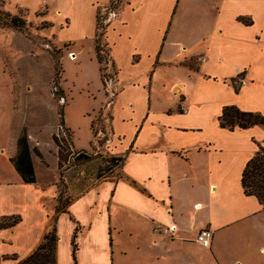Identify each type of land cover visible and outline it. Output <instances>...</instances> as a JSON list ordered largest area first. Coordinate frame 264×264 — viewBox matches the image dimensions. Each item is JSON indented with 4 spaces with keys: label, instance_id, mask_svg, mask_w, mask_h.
<instances>
[{
    "label": "crops",
    "instance_id": "1",
    "mask_svg": "<svg viewBox=\"0 0 264 264\" xmlns=\"http://www.w3.org/2000/svg\"><path fill=\"white\" fill-rule=\"evenodd\" d=\"M109 24L135 62L145 59L147 74L182 65L200 91L184 94L178 81L177 105L146 117L147 136L137 131L130 145L111 120L124 157L120 176L97 178L59 213L51 205L57 174L40 182L31 151L35 182H23L9 160L16 147L0 175V220L18 217L0 227V264H17L53 228L56 264H264V208L241 186L264 128L218 124L228 104L264 114V81L253 75L264 69V0H125ZM241 72L236 92L231 79ZM163 225L175 230L155 231ZM203 227L213 233L208 247L195 240Z\"/></svg>",
    "mask_w": 264,
    "mask_h": 264
},
{
    "label": "rangeland",
    "instance_id": "2",
    "mask_svg": "<svg viewBox=\"0 0 264 264\" xmlns=\"http://www.w3.org/2000/svg\"><path fill=\"white\" fill-rule=\"evenodd\" d=\"M102 1L0 0V18L2 12H10L26 23L19 30L0 21V175L24 129L39 181L53 180L57 174L53 209L59 198L65 208L97 178L120 176L122 161L116 156L122 155V147L112 138L109 116L114 135L130 145L137 131L147 136L146 117L177 105L178 81L185 83L184 94L199 90L196 74L186 79L187 68L182 65L158 67L147 74L152 69L145 59L135 62L125 38L118 40L116 29L107 33L125 0H118L115 7L112 0ZM97 31L101 65L94 44ZM253 75L264 81V69ZM242 84L243 78L237 79L236 85ZM36 146L44 155L36 156ZM80 150L87 155H80ZM45 161L48 165L41 163Z\"/></svg>",
    "mask_w": 264,
    "mask_h": 264
},
{
    "label": "trees",
    "instance_id": "3",
    "mask_svg": "<svg viewBox=\"0 0 264 264\" xmlns=\"http://www.w3.org/2000/svg\"><path fill=\"white\" fill-rule=\"evenodd\" d=\"M111 2H112L111 4H113V6L115 7V4L118 2V0L116 2L112 0ZM2 14H3V18H0V21L3 26L13 27L19 30L25 28L26 25L25 19L22 18L21 16L11 14L10 12H2ZM99 14L100 11L98 9L95 12L97 30H99L101 27L99 20H102V17H100ZM240 19L245 24L251 23V20L249 18L240 17ZM100 33H98V31L95 33L94 44H95L96 57L98 63L101 65L104 59L101 54L102 48L99 44ZM99 69L101 70V66H99ZM105 78L106 76L102 77L103 84H105ZM239 78H243L242 73H239L236 78H232L231 80L235 82ZM238 90H239V85L235 84V91L237 92ZM108 119L111 130L112 117L109 116ZM218 124L221 128H225L230 131L234 130L236 127L245 129L254 125H261L264 128V114L259 111L243 110L235 104H228L222 107L221 113L218 116ZM64 144L65 142H63V145ZM16 147H17V152L13 157L9 158L10 162L14 166L16 172L19 174L23 182L25 183L35 182V173L31 162L27 134L24 129L21 131V133L17 138ZM86 153L87 152H84V150H80L79 154L87 155ZM79 154L78 156H80ZM59 156H60V151H59ZM116 157H118V159L123 162L124 157L122 155ZM58 164L60 165V163ZM241 186L245 194L253 195L264 208V146L258 145V149L255 152V154L246 162L245 167L243 168L241 173ZM68 203L69 202H67V204ZM64 209L65 208L63 207V205L60 204V198L57 199L55 213L64 211ZM17 220L18 217H12V220L10 219L8 221H6L5 219L0 220V227L11 226ZM56 242H57V234H56V230L53 228L44 235L41 243L36 247V249L33 250L32 253H30L27 257L19 260L17 264H56V256H55ZM72 246H73V258L74 260H76L75 259L76 245L74 243V239L72 240Z\"/></svg>",
    "mask_w": 264,
    "mask_h": 264
},
{
    "label": "built area",
    "instance_id": "4",
    "mask_svg": "<svg viewBox=\"0 0 264 264\" xmlns=\"http://www.w3.org/2000/svg\"><path fill=\"white\" fill-rule=\"evenodd\" d=\"M114 2H116V1L114 0ZM56 135H58V134H56ZM154 229H155V231H158L160 233L171 235L173 233V231L175 230V225L156 226V227H154ZM212 234H213L212 230L209 227H203L197 232L195 240L198 243H200L202 246L208 247L210 245V242H211Z\"/></svg>",
    "mask_w": 264,
    "mask_h": 264
}]
</instances>
